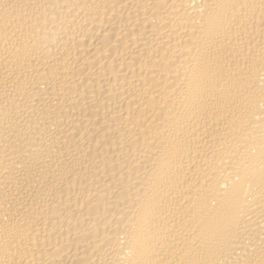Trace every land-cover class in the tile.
<instances>
[{
  "label": "bare ground",
  "instance_id": "obj_1",
  "mask_svg": "<svg viewBox=\"0 0 264 264\" xmlns=\"http://www.w3.org/2000/svg\"><path fill=\"white\" fill-rule=\"evenodd\" d=\"M0 264H264V0H0Z\"/></svg>",
  "mask_w": 264,
  "mask_h": 264
}]
</instances>
